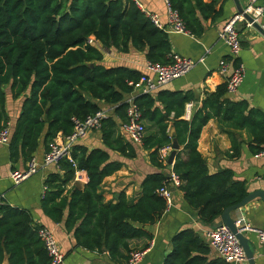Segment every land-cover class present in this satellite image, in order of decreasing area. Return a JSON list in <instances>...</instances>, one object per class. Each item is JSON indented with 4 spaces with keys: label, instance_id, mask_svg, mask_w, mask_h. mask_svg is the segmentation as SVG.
<instances>
[{
    "label": "trees",
    "instance_id": "obj_1",
    "mask_svg": "<svg viewBox=\"0 0 264 264\" xmlns=\"http://www.w3.org/2000/svg\"><path fill=\"white\" fill-rule=\"evenodd\" d=\"M169 2L197 37L205 32L207 21L222 12V7L217 8L220 0ZM91 37L95 38L92 43ZM110 48L121 53L144 51L147 60L154 63L171 62L169 33L155 26L135 0H0V127L8 119L4 88L8 87L15 99L24 97L9 142L13 163L21 159L29 162L44 135L49 151L58 134L73 133V117L85 119L101 110V103L114 105V115L126 120L125 97L134 90L129 82H137L142 72L124 65L104 66L105 50ZM226 94V83L207 92L202 109L191 121L182 118L186 103L192 99L189 94L159 89L155 95H138L135 101L143 120L156 128L141 143L149 151L155 170L142 181L138 200L129 202L123 191L117 202L106 204L100 192L104 179L124 165L112 158L109 150L129 159L138 155L135 142L115 138L118 124L110 115L100 128L107 149L75 143L72 161L65 158L59 164L60 171L47 175L44 212L55 222H64L77 248L106 250L117 264L129 258V241L151 240L150 226L167 210V199L160 189L170 182L166 173L169 156L165 157L163 150L173 144L169 132L173 115L182 147L173 164V171L182 180L179 188L200 221L214 228L225 209L240 203L248 189L246 181L234 178L230 169L209 171L198 149L203 127L216 118L235 129L248 128L254 154L264 145V113L246 100L231 101ZM231 135V156L238 158L241 143ZM77 171H85L88 182L84 188L68 189ZM42 226L30 210L0 204V264L6 260L8 264H50L38 234ZM211 252L210 244L196 229L184 228L173 236L172 251L164 264H231Z\"/></svg>",
    "mask_w": 264,
    "mask_h": 264
},
{
    "label": "crops",
    "instance_id": "obj_2",
    "mask_svg": "<svg viewBox=\"0 0 264 264\" xmlns=\"http://www.w3.org/2000/svg\"><path fill=\"white\" fill-rule=\"evenodd\" d=\"M150 11L159 13L164 22L166 18V0H139ZM210 1V0H207ZM244 8L249 0H240ZM222 7L221 14L215 20H208L206 29L202 36L185 35L179 33H169L172 52L182 56L192 58L199 62L194 69L183 77L176 79L166 86L163 90L181 92L192 96L193 102L190 118H182L191 121L196 112L203 107L206 93L215 91L219 85L226 83V75L219 71L221 59H229L230 51L219 39V32L224 24L238 14L235 0H220L217 8ZM240 36L242 41V51L239 60L245 64L246 76L239 90L234 94H226V98L231 101H248L250 107L258 109L264 113V35L253 26H248L246 22L240 21ZM146 52L131 50L128 53H121L115 48L105 50L102 64L106 67L124 65L145 71L147 63ZM7 92L6 113L7 123L11 127L15 125L22 109L24 97L13 98L8 87L4 88ZM140 92L128 94L125 102L131 96H137ZM188 101V102H190ZM187 102V103H188ZM186 103V104H187ZM102 109L113 115L118 126L115 138H122L131 141L125 134L120 117L114 115L115 106L101 103ZM173 115L170 117V135H176L173 126ZM147 122V121H145ZM150 132H155L156 128L147 122ZM241 143V155L238 158L231 156L232 135ZM45 136V135H44ZM44 136L34 157L41 160L48 152L44 145ZM63 134H58L55 140L64 139ZM253 135L248 128L235 129L223 124L216 118H211L203 127L198 140V149L208 164L211 173H217L225 169H230L234 173V178L246 181L248 193L256 190H264V154H254L250 149ZM78 143L88 148H105L102 140L101 130H93ZM138 155L136 158L129 159L109 152L112 158L124 163L122 168L114 174L106 177L100 186V192L106 204L115 203L119 194L125 192L129 202L133 203L141 195V183L148 173L155 170L149 160V151L136 143ZM172 149L164 151L163 155L169 156ZM28 167V162L19 160L13 163L10 159L9 144H0V204H7L30 210L36 222L52 228L58 237L62 248L66 254V264H117L113 262L106 250L93 252L82 248H77L72 233H68L64 227V222H55L42 208V198L45 193L44 187L47 175L54 171H60L58 166H49L31 175L26 180L16 185L11 179V173L15 170H24ZM169 166L166 173L169 174ZM88 182L85 171H77L74 178L67 184L68 189L84 188ZM173 194V205L164 213L163 217L154 225L150 226L153 238L132 239L129 245L132 250L150 248L144 259L138 264H164L165 259L172 251V238L180 230L188 227L196 229L202 238L209 243L208 232L213 226L202 223L198 213L185 200L184 193L179 187L170 186ZM248 223L256 228H264V201L256 199L245 207L241 208ZM67 213V212H66ZM237 210L232 213L236 215ZM219 218L216 223H219ZM254 243L256 264H264V243H262L255 232L246 234ZM211 255L217 256L211 249ZM123 252H126L123 250ZM127 254V252H126ZM129 258H122L120 264H129ZM238 264H249L248 261Z\"/></svg>",
    "mask_w": 264,
    "mask_h": 264
},
{
    "label": "built area",
    "instance_id": "obj_3",
    "mask_svg": "<svg viewBox=\"0 0 264 264\" xmlns=\"http://www.w3.org/2000/svg\"><path fill=\"white\" fill-rule=\"evenodd\" d=\"M140 9L146 16L160 29L167 33H179L191 35L187 29L178 10L172 8L169 0H166V18L167 21L162 20L159 13L150 11L142 2L135 0ZM245 13L249 14L253 22L246 20L243 14L238 13L229 19L219 32V39L229 48L230 58L221 59L219 62V71L226 75L227 93H236L241 84L244 82L246 76V67L243 62L239 60L242 51V41L240 36V21H244L248 26H253V23H258L264 29V0H249L247 6L244 8ZM94 37L89 39V42L94 41ZM169 57L171 62L169 64L154 63L147 61L145 71L142 73L137 82L130 81L134 90L132 93L139 91L140 94L155 95L156 92L166 86L168 83L179 79L189 73L199 62H203L204 58L198 61L172 52ZM139 94V95H140ZM138 96V95H137ZM137 96H131L127 100V118L122 123L123 130L128 138L135 143H142L146 135L145 120L142 118V111L135 99ZM193 102H188L185 106V117L190 118ZM110 116L109 112L101 109L93 115L87 116L85 119L73 117L74 131L63 140H55L51 144L50 150L45 156L39 160L33 157L28 162V167L24 170H15L11 173V179L16 185L26 180L31 175L37 173L43 168L49 166H58L61 161L71 158V149L75 143L85 137L93 130H100L104 118ZM12 127L10 123H6L0 127V144H9L11 138ZM172 149L171 146L166 147L164 151ZM260 154H264V145ZM169 183L166 182L160 189V193L167 199V210L173 205V194L170 186L180 187L182 180L173 171V167L168 174ZM47 190V186L44 187ZM44 191V192H45ZM44 195V194H43ZM166 210V211H167ZM235 225L240 232L247 234L248 232H255L260 241L264 243V228L253 227L247 222L241 209L237 210L236 215L233 216ZM39 237L44 242L47 253L50 257V264H66V254L62 245L56 236L55 231L43 225L38 231ZM208 239L211 249L214 253L231 264H238L247 261V256L237 235L225 224H220L212 228L208 232ZM137 249L132 250L129 257V264H138L146 256L148 250Z\"/></svg>",
    "mask_w": 264,
    "mask_h": 264
},
{
    "label": "water",
    "instance_id": "obj_4",
    "mask_svg": "<svg viewBox=\"0 0 264 264\" xmlns=\"http://www.w3.org/2000/svg\"><path fill=\"white\" fill-rule=\"evenodd\" d=\"M235 4L238 13L243 14L246 20L253 22V19L250 17V15L245 13L244 6L241 4L240 0H235ZM253 27H256L264 35V29L258 23H253ZM47 119L48 118L46 117V120ZM181 149L182 147L178 142L176 135H173L172 151L167 161L169 169L173 167L175 158ZM256 199H261L262 201H264V190L259 189L254 192L248 193V195L240 203L226 208L220 217L221 221L216 225L218 226L220 224H225L237 235L242 246L244 247L249 264H256L254 243L246 234L239 231V229L235 225L232 213L238 209L245 207L250 202ZM4 264H8V261L6 260Z\"/></svg>",
    "mask_w": 264,
    "mask_h": 264
},
{
    "label": "rangeland",
    "instance_id": "obj_5",
    "mask_svg": "<svg viewBox=\"0 0 264 264\" xmlns=\"http://www.w3.org/2000/svg\"><path fill=\"white\" fill-rule=\"evenodd\" d=\"M145 125H146V134H148L150 132V127L149 125H147V122H145Z\"/></svg>",
    "mask_w": 264,
    "mask_h": 264
}]
</instances>
